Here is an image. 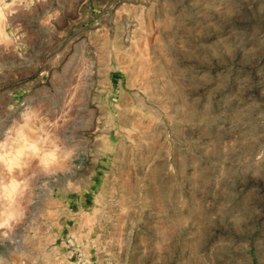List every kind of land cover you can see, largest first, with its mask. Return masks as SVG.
<instances>
[{"label": "rangeland", "instance_id": "obj_1", "mask_svg": "<svg viewBox=\"0 0 264 264\" xmlns=\"http://www.w3.org/2000/svg\"><path fill=\"white\" fill-rule=\"evenodd\" d=\"M11 27L0 137L31 105L73 155L26 170L0 264H264V0H22Z\"/></svg>", "mask_w": 264, "mask_h": 264}, {"label": "clouds", "instance_id": "obj_2", "mask_svg": "<svg viewBox=\"0 0 264 264\" xmlns=\"http://www.w3.org/2000/svg\"><path fill=\"white\" fill-rule=\"evenodd\" d=\"M22 0H0V48H11L15 40L12 18L18 15ZM28 10V5H23ZM54 124L31 105L23 106L0 137V234L13 230L23 216L21 201L30 188L26 170L33 164L44 172L71 159L55 136Z\"/></svg>", "mask_w": 264, "mask_h": 264}]
</instances>
